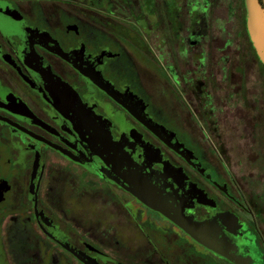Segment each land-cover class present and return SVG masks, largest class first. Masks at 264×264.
I'll return each mask as SVG.
<instances>
[{
	"label": "flooded vegetation",
	"instance_id": "af4514ba",
	"mask_svg": "<svg viewBox=\"0 0 264 264\" xmlns=\"http://www.w3.org/2000/svg\"><path fill=\"white\" fill-rule=\"evenodd\" d=\"M246 16L244 0H0V264H264Z\"/></svg>",
	"mask_w": 264,
	"mask_h": 264
},
{
	"label": "water",
	"instance_id": "95a60500",
	"mask_svg": "<svg viewBox=\"0 0 264 264\" xmlns=\"http://www.w3.org/2000/svg\"><path fill=\"white\" fill-rule=\"evenodd\" d=\"M244 1L247 12L246 20H247L249 37L253 47L257 51L258 55L261 57L264 55V0H261V2L259 0H244ZM138 198L142 200L143 203L146 204L147 206L155 209L156 211L167 217L168 210L165 205H162L156 201L154 203L152 202L151 199L149 200L148 197H146L145 195L144 196L140 195L138 196ZM176 224L179 225L180 223L177 222ZM183 229L192 238H196L194 225L187 222V224L183 226Z\"/></svg>",
	"mask_w": 264,
	"mask_h": 264
},
{
	"label": "rangeland",
	"instance_id": "374dc122",
	"mask_svg": "<svg viewBox=\"0 0 264 264\" xmlns=\"http://www.w3.org/2000/svg\"><path fill=\"white\" fill-rule=\"evenodd\" d=\"M263 56H264V55H263ZM15 253H16V252H15ZM12 261H13L14 264H16L17 262H19V261H18V258H16V257L12 258Z\"/></svg>",
	"mask_w": 264,
	"mask_h": 264
}]
</instances>
